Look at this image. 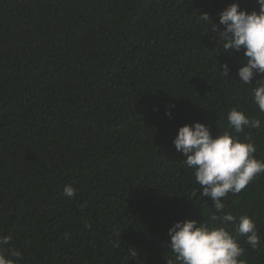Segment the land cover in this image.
I'll use <instances>...</instances> for the list:
<instances>
[{
  "label": "trees",
  "instance_id": "1",
  "mask_svg": "<svg viewBox=\"0 0 264 264\" xmlns=\"http://www.w3.org/2000/svg\"><path fill=\"white\" fill-rule=\"evenodd\" d=\"M232 3L258 10L255 0H0V235L18 264L174 259L168 228L215 212L192 196L194 170L172 143L184 124L216 137L243 110L261 120L246 131L264 160V113L237 76L243 53L221 54L201 19L218 23ZM224 202L261 237L253 250L236 236L241 259L264 264V174Z\"/></svg>",
  "mask_w": 264,
  "mask_h": 264
},
{
  "label": "clouds",
  "instance_id": "2",
  "mask_svg": "<svg viewBox=\"0 0 264 264\" xmlns=\"http://www.w3.org/2000/svg\"><path fill=\"white\" fill-rule=\"evenodd\" d=\"M255 3L258 10L252 11L241 9L239 3L228 5L220 13L218 23L213 22L208 14H202L201 19L210 21L208 32L214 34L217 44H222L221 54L232 58L242 51V65L237 70L238 80L242 84L254 85L251 90L252 103L264 113V0H255ZM217 68L226 79L230 77L232 65L228 61L217 65ZM256 76L261 79L253 84ZM174 107L169 106L165 112L169 118ZM227 121L230 131L224 130L216 137L204 123L194 121L184 124L179 127L172 141L177 152L186 157L183 164L194 170L195 183L199 187L192 192V196L207 197L215 212L209 222L185 218L168 228L170 241L166 243L174 259L168 260L167 264H246L241 259L245 250L236 236L245 237L253 250L259 249L261 245L254 219L247 214L237 217L230 210L225 211L224 202L229 193H241L264 174V160L256 159L254 154L257 147L252 142L250 131H246L260 129L261 120L246 115L243 110L232 108ZM241 133L242 139L238 135ZM63 192L71 199L76 189L66 185ZM11 239V235H0V264H18L22 259L19 250L3 247L9 245Z\"/></svg>",
  "mask_w": 264,
  "mask_h": 264
}]
</instances>
